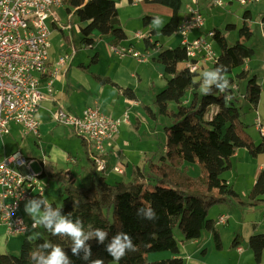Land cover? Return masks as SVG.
Here are the masks:
<instances>
[{
	"label": "trees",
	"instance_id": "trees-1",
	"mask_svg": "<svg viewBox=\"0 0 264 264\" xmlns=\"http://www.w3.org/2000/svg\"><path fill=\"white\" fill-rule=\"evenodd\" d=\"M154 1L172 10V17L162 32L166 36L174 35L180 23L183 0ZM62 2L72 7L75 15L86 24L81 32L88 46L93 48L90 37L94 32L112 37L113 44L126 39L113 0ZM243 18V27L238 32L240 40L235 45H229L222 32H211V39L220 53L209 73L215 76L207 75L209 86L204 92L201 90L206 81L200 77V72L192 73L180 66L188 59L185 47L180 45L159 53L157 61L170 78L167 86L156 95L154 104L158 115L170 118L171 124L164 129L165 151L158 162L151 160L149 166L137 167L132 181L109 183L97 171L91 158L90 187L78 186L70 171L51 175L65 195L63 206L46 204L43 198H38L47 219L37 229L30 230L37 234L24 239L18 256L0 253V264H49L57 249L62 253L61 264H188L180 256V242L174 235L176 227L188 241L199 240L203 232L208 231L216 249H222L220 233L209 211L239 197L223 175L230 170V159L238 149L246 148L253 155L260 154L263 149V144L254 143L240 105L244 96L253 107L257 106L262 93L257 77L248 78V70L241 69L254 56V51L245 44L252 37L247 23L251 13L245 12ZM150 19L147 18V23ZM226 28L236 29L231 25ZM96 59L97 56L93 61ZM235 78L248 80L242 96ZM125 94L130 96L131 92L127 90ZM82 141L90 151L89 144ZM189 164H197L201 175L189 176L185 171ZM249 196L253 201L264 196V171ZM61 220L81 232V244L78 245L77 238L69 233L55 232ZM98 233H104L103 239ZM117 239L123 245L129 241L132 245V248H124V256L119 260L109 251ZM249 246L256 261H261L264 234L253 236ZM157 252H170L172 257L146 261V255Z\"/></svg>",
	"mask_w": 264,
	"mask_h": 264
},
{
	"label": "rangeland",
	"instance_id": "rangeland-1",
	"mask_svg": "<svg viewBox=\"0 0 264 264\" xmlns=\"http://www.w3.org/2000/svg\"><path fill=\"white\" fill-rule=\"evenodd\" d=\"M113 1L116 3L119 12L120 27L126 35L124 47H133L137 52L148 54L149 56L148 63L144 65H142L143 63L137 62L134 58L135 61L130 59L124 60L131 65L133 70L137 69L143 74L144 82L143 91H141L139 96L142 106L140 105V108L134 106L130 108L129 106H126L123 107L122 110H125L131 115V118L138 113H144L147 118L149 117L147 124L140 129L141 138L136 141L137 145H131L128 149L135 151V153L131 154V159L134 160V163L136 164L144 162L147 158H154V162H157L165 151L166 133L164 129L167 125L171 124L169 120L170 118L158 116L157 120L152 119L147 115L146 108L150 107L154 112L157 111L154 104L155 97L157 93L165 88V86L163 87V83L170 78V76L165 73L164 66L157 62L159 53L165 49L179 47L182 45L181 42L183 37L178 32L171 36H166L162 32L163 28L172 17V10L170 8H167L154 0H142L138 4H132L130 0ZM189 2L190 0H183L180 13L181 18L184 16L185 10L187 11L186 8ZM201 8L205 16V26L203 30L191 33L190 37H207L217 54L220 53V49L214 40L209 37V33L214 30L220 31L225 36L229 45H235L240 40L238 32L244 24V13H251V18L247 20V23L252 32V37L246 41L245 44L254 51V56L251 60L247 61L241 69L244 70L247 68L248 78L254 76L257 77L259 84L263 86L262 91L264 94V0L258 4L255 3L246 6L240 5L238 0H225V5L223 7L214 8L209 5H202ZM69 9L71 12H69ZM49 14L50 18L48 20V25L52 32L50 46L53 47L56 54L55 56H59V58H63L66 55L70 56L65 68L60 74V82L56 83L55 90L60 92L64 101L70 102L74 105L73 111L70 114L77 115L80 114L83 109L93 106L97 98L101 99L102 93L99 92L98 88L100 86L96 80V75L100 69V62L93 63V59L99 54V58L103 56L101 60L104 62L109 61L108 59L110 56L108 50L115 44H113V40H111L112 37L103 36L99 32H94L90 37L94 42L93 48H90L88 44H85L83 42L84 36L81 29L85 28L86 24L80 21L78 16L75 15L74 9L68 4H63L59 8H53ZM148 17L151 18L149 23L146 21ZM181 21L182 19H180V22ZM228 25L235 26L236 29L231 31L227 30L226 27ZM137 34L142 35V38H137ZM146 38H151L154 45L158 44L159 48L157 50H154L153 48L147 50V45L144 41ZM151 66L153 69L150 68ZM182 66H184V64ZM210 68L211 65L208 64L206 65V69L202 68L199 71L200 77H204V80L206 81L202 86L203 89L201 91L203 92L209 86L206 77ZM161 76L165 77L162 78ZM236 79L237 78H235V80ZM244 80L246 79L235 81L237 87L242 89H240V93L241 91L243 92L244 89L246 90L248 80ZM102 98L103 102L99 106L103 113H105V111L110 106H114L115 103L112 96L105 94ZM114 98L116 99L117 97ZM242 100L246 104L243 110V118H245L247 120L246 123L250 125L249 130L252 135L259 137L260 131L258 132L256 130L257 125L255 124V119L257 118L258 113L254 109L250 110L247 108V104L249 103L244 96L242 97ZM243 103H240V105ZM170 107L172 109L175 108L173 104H170ZM147 134L152 138L150 141L147 139ZM11 135L12 136L0 137V154L3 151L2 141L5 143L6 151L20 148L26 156L36 159V163L32 166V169L36 174L42 173L39 160H42L44 157H46L47 165L50 168L53 166L51 165V162L53 161L50 163L48 162L51 150L55 149L54 151L56 155L62 154V160L64 155L70 154L73 157H78L80 163L79 168H76V173L74 171L72 172L77 179V185L90 187V164L86 158L81 137L77 135L73 127L61 125L56 131H54V134H50L47 137L43 136L42 141H38L31 135H25L23 128L17 125L12 127ZM9 156L10 154L6 155V157ZM239 159L240 158H237V160ZM62 160L56 161V165L58 166L59 164H62ZM145 163L148 164V161H145ZM240 163L243 168H246V164L244 161H241V159ZM69 167L70 165H64L62 168L68 169ZM114 168L115 167H113L112 170ZM185 171L193 178L201 175V169L197 164H189ZM56 172L57 171H55V173ZM52 174L54 173H50V175L45 177L43 181L44 184L48 186L45 198L46 200L52 198L51 203H55L57 206L62 207L65 195L57 181L50 177ZM108 180L115 181L113 177H108ZM32 201L38 204L37 198ZM37 207L44 213L40 205ZM214 215V212H210V216L214 217ZM38 223L41 224L42 221L41 223L38 221ZM220 229H222V227L218 228V230ZM34 232L35 231L30 232L31 235L29 233L26 238H34L37 234ZM174 235L180 242V247L182 249L181 257L188 264H205L207 262L211 264H226V262L231 260L233 256L232 249H235V247L232 246V235L228 231L221 237V250L216 249L213 238L207 231H204L202 238L198 240L200 241L199 244H195L194 240H185L178 227L174 229ZM26 238L19 236L18 239L23 243ZM245 247L248 246L246 245ZM20 248L21 247H19V249H11L10 247L9 250L11 249L10 252H12V255L18 256L20 254ZM171 257L172 253L170 252H157L146 255L145 259L148 262H156Z\"/></svg>",
	"mask_w": 264,
	"mask_h": 264
},
{
	"label": "built area",
	"instance_id": "built-area-1",
	"mask_svg": "<svg viewBox=\"0 0 264 264\" xmlns=\"http://www.w3.org/2000/svg\"><path fill=\"white\" fill-rule=\"evenodd\" d=\"M141 1L130 0L132 4ZM261 1L238 0L242 6ZM204 3L214 8L223 7L225 0H190L177 30L183 37L182 46L187 52L185 67L192 73L200 71L204 64L213 66L219 57L207 37L199 36L194 40L189 37L190 33L201 31L205 26L201 8ZM62 5V0H0V137L8 136L12 126L18 125L25 135L41 138L39 109L52 95L54 81L60 78L59 70L70 59L66 55L52 70L49 68V13ZM136 36L142 38L140 34ZM212 36L213 33H209V37ZM109 50L119 57L130 56L139 63L149 60L148 54H141L133 47L113 45ZM54 118L58 125L73 127L77 135L89 144L99 173L107 169V145L116 138L122 124L129 123L128 113L123 118H113L98 106L88 107L80 115L59 110ZM257 126L264 138V128L259 119ZM32 163L22 151L0 161V225H4L10 235L25 236L39 226L38 222H28L20 214L22 203L43 198L48 189L42 175L33 171ZM113 172L123 175L124 169L117 165ZM226 222L225 216L218 220L220 225Z\"/></svg>",
	"mask_w": 264,
	"mask_h": 264
},
{
	"label": "crops",
	"instance_id": "crops-1",
	"mask_svg": "<svg viewBox=\"0 0 264 264\" xmlns=\"http://www.w3.org/2000/svg\"><path fill=\"white\" fill-rule=\"evenodd\" d=\"M203 5H205V3ZM182 18L180 17V19ZM51 36H52V32H51ZM190 39L194 40L195 38L190 37ZM124 40H122L121 42L115 45L124 47L125 45ZM144 41L147 45V50L149 48H153L154 50H157L159 48L158 44L154 45V42L151 38H148V39L146 38ZM108 52H109L110 57L108 59L109 61H106V62L101 60L103 56L99 58V54L96 55L97 59L95 63L100 62V69L98 71V74L96 75V80L100 86L98 89H99V92L102 93V97L105 96V94L112 96L114 103H115L114 106H110L105 111L106 115L108 114L112 116L113 118H123L125 113H127L125 110H122L123 107L129 106L131 108L132 106H134V107L140 108L142 106L139 100V96H140L141 91H143L144 77H143V74L139 70L137 69L133 70L131 65L124 61L125 59L134 60L133 58L127 57V56L119 57L116 54L112 53L110 50H108ZM55 55H56L55 51L53 50V47L51 46L50 47V63H49L50 70H52V68L55 67L58 60L60 59L59 56H55ZM148 61L146 63H148ZM146 63H143L142 65ZM158 64L160 63L158 62ZM183 64L184 66H182ZM206 65L207 64L203 65V69H206ZM65 66L66 65L62 66V68L59 70V77H60L62 70L65 68ZM180 66L185 68V63H182ZM150 68L153 69L152 66ZM211 68H212V65H211ZM211 68L209 69V73L211 72ZM164 77L165 76H163L162 78ZM60 79L61 77L54 81L52 95L48 98V100L42 103L39 109L38 119L40 121L39 129L41 132V138L37 139L38 141H42L43 136L47 137L50 134L51 135L54 134V131H56V129L59 126H61L55 122L54 115L57 111L62 110L66 112L67 114H70L73 111L74 105L70 102L64 101L63 97L60 95V92L58 90L57 91L55 90L56 83L60 82ZM102 80H109V82L103 83ZM167 82L168 80H166L163 83V87L167 86ZM153 84H154V80H153ZM127 90H129V93L131 92L130 96H127L125 94ZM241 96H242V93H241ZM102 97L101 99L97 98L93 106H98L100 108L99 105L103 102ZM114 97H117V98L115 99ZM240 102L243 103L244 101L240 99ZM242 106L244 110L246 106L245 102L242 104ZM247 108H249L250 110L254 109L258 113V116L255 119V124L257 125V120L259 119L262 127L264 128V94H263V91L261 93V97H260L258 105L253 107L249 103L247 104ZM85 109H83L82 112ZM146 110H147L148 116H150L152 119L157 120L159 116L158 111L154 112V110L150 107H147ZM82 112H80V114ZM80 114H77V115H80ZM148 120H149V117L147 118L144 113H138L137 115H134L133 118H131V115H129V123L122 124L120 128V132L118 133L116 138L107 145V154H108L106 156L107 169L103 173H100V175L104 176L109 183H115L119 181H132L134 171L137 167H142L144 164H146L145 161H151V160L153 161L154 158H150V159L147 158L144 162H140L139 164H136L134 163V160L131 159V154L135 153V151L128 149V147H130L131 145L133 146L137 145L136 141L139 138H141L140 129L147 124ZM243 120L246 123L247 120L245 118H243ZM257 128L258 126L256 127V130L259 132ZM249 133L256 145L263 144V149L261 150L262 152L260 154L253 155L246 148L238 149L235 155L231 157L232 161L230 159L231 161L230 170L225 172L223 175V178L227 181L228 185L231 186L238 194L239 196L238 199L231 198L228 202L217 205L209 211V217L211 220L214 221L216 229L218 230L219 227H222V229L218 230L220 233V236L222 237L227 231L232 235V246L235 247V249H232L233 256L231 260L226 262V264H264V252L262 254L261 261H256L255 255L249 246L250 239L253 236L264 234V196H262L261 199L257 201H253L252 199H250V196H249L253 187L255 186L258 180V177L260 176L261 172L264 171V138L261 135V133L259 137H256L255 135L253 136L250 130H249ZM11 134H12V130L8 136H12ZM147 139L148 141H150L152 138L149 137L148 135ZM140 143H143V142H140ZM2 144H3V147H2L3 151L0 154V161L4 157H6V155H9V154L11 155L18 150L21 151L20 148L6 151L5 143L3 141H2ZM54 150L50 151V155L48 157L49 163L53 161L51 162V165H53L51 166V168L47 165L46 157H44L42 160H39L41 163L42 173H44V175L41 177L42 181H44L45 177L49 176L50 173H54V174L58 172L67 173L69 171L71 173L73 171L76 173L77 171L76 168H79L80 166L78 157H73L70 154H66L63 156V160H62L61 159L62 154L56 155ZM84 150L86 153V158L88 159L89 164H90L89 170L91 174L93 164L91 163L92 161L90 160L92 158L93 150L90 147V151H88L87 148H85V146H84ZM26 157L33 161L31 166H33L36 163L35 158H30V156H26ZM237 158H240L241 161H244V163L246 164V168H243V166L240 163V159L237 160ZM60 160H62V164H59L57 166L56 161H60ZM149 164L150 162L147 164V166H149ZM64 165L66 166L70 165V167L68 169L66 168L64 169L62 168L64 167ZM117 165L122 166V168L124 169L123 175L113 172L112 168L116 167ZM55 171L57 172L55 173ZM42 173L40 175H42ZM108 177L110 178L113 177L115 181H109ZM51 199L52 198H50V200H46L45 195L43 197V200L46 202V204H50ZM38 205L39 204L33 202L32 200L22 203L20 207L21 216L24 217L27 221L30 220V221H36V222L40 221V223L41 221L43 222L46 215L45 213L40 211V209L37 207ZM210 212H214L215 214L214 217L210 216ZM221 216H225L227 218V222L224 225L218 224V220L220 219ZM208 233L212 237V234L210 232ZM19 236L20 235H10L7 231V228L4 225H0V253L2 254L12 253L10 252L11 249L13 248L19 249V247L22 246V243L18 239ZM20 237L26 238L27 236H20ZM199 242L200 241L198 240H194L195 244H199ZM244 245L245 246L247 245L248 247H245ZM10 247L11 249L9 250ZM181 255H182V249L180 247V256ZM205 264H211V263L207 262Z\"/></svg>",
	"mask_w": 264,
	"mask_h": 264
},
{
	"label": "clouds",
	"instance_id": "clouds-1",
	"mask_svg": "<svg viewBox=\"0 0 264 264\" xmlns=\"http://www.w3.org/2000/svg\"><path fill=\"white\" fill-rule=\"evenodd\" d=\"M209 75L215 76L214 73H211ZM225 84H227V80L225 81ZM221 88L223 89V86H221ZM149 215L151 216V213H149ZM45 219L47 218L45 217ZM55 232L56 233H65V232L69 233L73 237L77 238L78 245L82 243V241L79 240V237L81 236V232L76 227H74L73 225L69 223H65L63 220H61L60 223L56 225ZM98 235H100L101 239H103L104 233H98ZM125 239H127V237H125ZM126 246L128 248H132L131 242L129 241L127 245H123L120 243L119 239H117L114 245L109 249V251L113 253L116 260H119L122 256H124V248ZM61 260H62V253L59 251V249H57L52 255L51 260L49 261V264H61Z\"/></svg>",
	"mask_w": 264,
	"mask_h": 264
}]
</instances>
